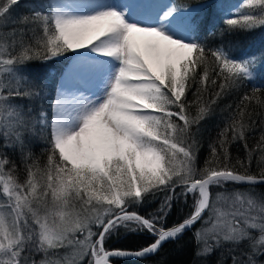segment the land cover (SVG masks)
I'll return each instance as SVG.
<instances>
[{"label":"snow or ice","instance_id":"obj_1","mask_svg":"<svg viewBox=\"0 0 264 264\" xmlns=\"http://www.w3.org/2000/svg\"><path fill=\"white\" fill-rule=\"evenodd\" d=\"M247 3L259 5V13L226 18L228 31L264 26V0ZM17 4L0 0V25L9 22ZM44 7L47 12L18 21L30 26L11 34L20 50L10 46L0 51V137L5 148L19 149L26 175L19 180L14 162L0 153V264H84L85 259L87 264H109L111 257L146 258L198 222L197 256L228 242L232 264H257L255 257L264 256V198L253 189L264 183V169L253 174L244 161L232 163L227 136L231 129L232 140L246 141L257 116L255 108L249 111L252 101L264 107L258 96L264 92V57H235L226 45L213 48L201 39L196 19L211 7L205 0L196 5L49 0ZM58 57L71 63L55 86L51 119L42 107L34 115L33 109L14 103L39 96L43 88L30 84L23 65ZM255 79L261 85L237 104L221 132L225 139L219 141V151L211 145L205 167L197 170L193 125L229 90ZM206 92L212 98L201 104ZM193 104L198 106L195 115ZM259 116L264 124V112ZM37 126L41 133L49 130L42 165L28 147ZM257 147L264 153V134ZM245 148L250 160L253 150L247 143ZM243 183L249 191L225 187ZM177 187L185 198L194 197L193 210L165 226ZM213 187L223 191L213 197ZM157 192L171 193L157 213L143 216L130 210ZM119 227L148 232L154 239L136 250L106 249L105 241ZM244 242L247 251L240 250ZM36 253L43 259L35 260Z\"/></svg>","mask_w":264,"mask_h":264},{"label":"trees","instance_id":"obj_2","mask_svg":"<svg viewBox=\"0 0 264 264\" xmlns=\"http://www.w3.org/2000/svg\"><path fill=\"white\" fill-rule=\"evenodd\" d=\"M171 3L176 4H189L196 5L200 0H170ZM211 7L200 12V15L196 19V23L199 26L200 38L207 39L210 47H220L226 45L231 54L235 57L244 58L250 55L256 57H264V26H257L253 29H236L228 31L224 23L226 18L239 19L240 16L236 15L246 13H259V5L250 7L244 6L240 11H232L229 13H223L225 6L224 0H205ZM45 3H41L37 0H20L18 4L13 6L10 13L9 22L6 25H0V33L4 34L0 36V51H4L11 47H16L17 52L20 50L18 43H13L11 34L16 31L27 32L28 27L18 23L21 18L28 16L31 17L36 11L47 12L48 9L44 7ZM231 7H226V9ZM209 31H215V36H208ZM221 33H223L221 35ZM8 37L7 39L5 38ZM31 36L28 32V36L25 40ZM17 41L20 39L19 35L16 37ZM34 43V42H33ZM68 55H71L70 53ZM68 60L63 57L54 58L49 61H42L35 59L29 61L23 65V75L27 77V80L31 85L43 86L40 90L39 96L17 98L14 103L23 105L27 111L29 108L33 109V114L41 107L49 113H51V104L54 101L55 86L57 79L60 76L63 67L67 64ZM199 70V69H198ZM264 71V68L261 69ZM261 85L260 79H255L251 82L245 81L242 86L229 90L216 104L212 105V111L207 115L199 125H193L192 132L195 134L194 139L196 141V159L195 167L197 170L205 167V161L210 158L211 145L216 144L219 151V141L224 140L225 137L221 136V132L230 123L229 117L236 111V106L239 104L241 98L245 93H251L253 87ZM28 87L29 84H25ZM218 90V89H217ZM46 91L45 95L43 92ZM195 88L192 89V92ZM192 92L186 93L189 102H192L194 97ZM259 99L264 101V92L258 94ZM212 98L211 92L203 94L200 101L203 104L205 101ZM231 106V107H229ZM255 108L257 116L255 118V125L245 133L246 141L244 140H232V130L228 129L227 144L228 151L232 163H236L237 159L244 161L248 165V171L253 174H258L264 169V161H261L260 149L257 147L260 142L261 135L264 134V124L261 123V117L259 113L264 112V107H261L255 100L252 101L249 111ZM198 111V106L193 104L191 107L192 115H195ZM182 123V122H180ZM48 136L49 130L45 129L41 133L39 126L36 128V135L30 138L29 149L31 156L34 160H37L41 165L46 162L47 149H48ZM247 143L248 149L253 150L251 159L249 160L248 151L245 148ZM3 137H0V153H5L7 158L14 162L16 165L15 175L21 181L26 178L24 171V163L22 162V156L19 149L13 150L11 147L5 148ZM228 191L239 190L242 192L249 191L248 185L243 184H228L225 186ZM223 191L221 188L213 187L211 194L214 197L217 192ZM176 195L171 201V211L167 212L166 219L162 222L165 226H172L178 223L186 216H188L195 203L194 197L190 194L187 198L182 196L181 188L177 187ZM253 193L257 198H264V185L254 186ZM166 195L171 193L157 192L155 196H149L144 202L132 206L130 210L137 211L143 216H149L155 214L161 207V204L165 200ZM201 228V223L198 222L193 228L187 230L179 239L169 240L165 242L158 253L141 259H130L126 257H113L110 259L109 264H232V254L230 249L233 248L231 243L225 242L222 246L215 248L210 254L197 256V243L194 237V233L197 229ZM99 228L96 229L98 231ZM154 237L148 232H129L123 227H119L111 237L105 241V248L108 250L114 248L131 249L136 250L141 247L147 246L153 241ZM241 251H247V242L240 245ZM90 258V257H89ZM257 264H264V256L255 257ZM87 264V261L84 262Z\"/></svg>","mask_w":264,"mask_h":264},{"label":"rangeland","instance_id":"obj_3","mask_svg":"<svg viewBox=\"0 0 264 264\" xmlns=\"http://www.w3.org/2000/svg\"><path fill=\"white\" fill-rule=\"evenodd\" d=\"M18 1H20V0H18ZM35 1V0H34ZM37 1H40L41 3H45V1H46V3H48L49 2V0H37ZM170 2V1H169ZM171 3V2H170ZM224 6H225V8H224V11H223V13H231L232 11H234V10H236V11H240V9L241 8H243L244 6H246V5H248V3H247V0H224V4H223ZM226 7H231V9L229 8V9H226ZM71 63V60H68V62H67V64L64 66V68H63V71L67 68V66L69 65ZM63 71H62V73H63ZM62 75V74H61ZM59 81H60V78L58 79V81H57V84L56 85H58L59 84ZM45 93H46V91H44L43 92V95H45ZM55 98V97H54ZM54 102V101H53ZM50 119H51V116H50ZM197 224V223H196ZM195 224V225H196ZM194 225V226H195ZM202 226V225H201ZM98 228V226H93V231H96V229ZM254 235H258V233H253ZM66 250H61V252L63 253V252H65ZM35 260H41V259H43V254L42 253H36L35 255H34V257H33ZM85 261H87V259H85ZM84 261V262H85ZM258 264H261V263H258Z\"/></svg>","mask_w":264,"mask_h":264},{"label":"water","instance_id":"obj_4","mask_svg":"<svg viewBox=\"0 0 264 264\" xmlns=\"http://www.w3.org/2000/svg\"><path fill=\"white\" fill-rule=\"evenodd\" d=\"M243 185H248V184H246V183H243ZM258 185H264V183H257L255 186H258ZM249 186V185H248ZM194 227V226H193ZM124 257H126V258H130V259H141V258H137V257H134V256H124ZM111 258H113V257H111ZM110 258V259H111ZM143 258V257H142ZM110 263V262H109Z\"/></svg>","mask_w":264,"mask_h":264},{"label":"bare ground","instance_id":"obj_5","mask_svg":"<svg viewBox=\"0 0 264 264\" xmlns=\"http://www.w3.org/2000/svg\"><path fill=\"white\" fill-rule=\"evenodd\" d=\"M61 78V77H60ZM60 82V81H59ZM193 228V227H192Z\"/></svg>","mask_w":264,"mask_h":264},{"label":"flooded vegetation","instance_id":"obj_6","mask_svg":"<svg viewBox=\"0 0 264 264\" xmlns=\"http://www.w3.org/2000/svg\"><path fill=\"white\" fill-rule=\"evenodd\" d=\"M38 261V260H37Z\"/></svg>","mask_w":264,"mask_h":264}]
</instances>
